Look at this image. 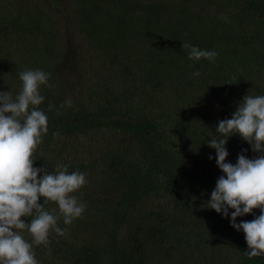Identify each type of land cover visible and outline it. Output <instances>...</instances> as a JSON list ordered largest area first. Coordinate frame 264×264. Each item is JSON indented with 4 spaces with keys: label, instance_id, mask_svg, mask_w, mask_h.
Instances as JSON below:
<instances>
[{
    "label": "trees",
    "instance_id": "16d2710c",
    "mask_svg": "<svg viewBox=\"0 0 264 264\" xmlns=\"http://www.w3.org/2000/svg\"><path fill=\"white\" fill-rule=\"evenodd\" d=\"M93 3L0 0V92L17 96L26 70L49 76L34 167L87 179L82 217L60 218L66 234L35 248L39 264H264L234 210L206 207L224 175L208 146L218 122L264 95V0ZM183 43L217 55L190 60ZM226 148L232 164L260 155L239 135Z\"/></svg>",
    "mask_w": 264,
    "mask_h": 264
},
{
    "label": "clouds",
    "instance_id": "9594fccd",
    "mask_svg": "<svg viewBox=\"0 0 264 264\" xmlns=\"http://www.w3.org/2000/svg\"><path fill=\"white\" fill-rule=\"evenodd\" d=\"M182 48L189 49L190 60L211 62L217 55L189 43H183ZM19 78L22 89L17 96L0 92V264H39L35 248H48L53 233L66 234V229L59 227L60 218L71 225L82 217L86 205L76 193L87 179L82 172L69 173L63 165H58L55 173L34 167L38 147L49 132L48 117L40 109L45 99L41 86L48 85L49 76L42 70H26ZM216 132L208 146L216 150V163L224 175L206 207L225 218L229 209L234 210L232 227L245 234V254L249 258L264 256V95H246L232 118L218 122ZM234 135L260 155L249 159L241 154L236 164L226 162V145ZM48 203L58 205L59 216L55 209L46 210ZM256 209L261 215L236 223L238 217L251 215ZM25 232L31 242L24 238Z\"/></svg>",
    "mask_w": 264,
    "mask_h": 264
},
{
    "label": "rangeland",
    "instance_id": "374dc122",
    "mask_svg": "<svg viewBox=\"0 0 264 264\" xmlns=\"http://www.w3.org/2000/svg\"><path fill=\"white\" fill-rule=\"evenodd\" d=\"M94 0H90L91 3H93ZM94 4V3H93Z\"/></svg>",
    "mask_w": 264,
    "mask_h": 264
}]
</instances>
